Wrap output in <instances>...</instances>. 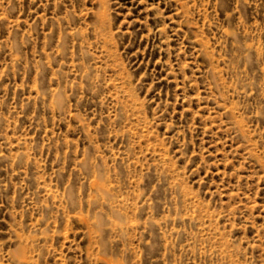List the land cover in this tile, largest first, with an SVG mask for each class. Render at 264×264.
<instances>
[{
  "label": "rangeland",
  "instance_id": "obj_1",
  "mask_svg": "<svg viewBox=\"0 0 264 264\" xmlns=\"http://www.w3.org/2000/svg\"><path fill=\"white\" fill-rule=\"evenodd\" d=\"M0 264H264V0H0Z\"/></svg>",
  "mask_w": 264,
  "mask_h": 264
}]
</instances>
